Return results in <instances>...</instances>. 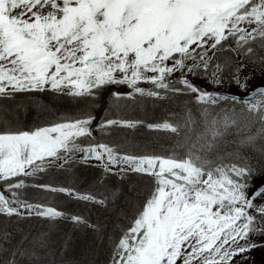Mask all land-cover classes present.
<instances>
[{
    "label": "snow or ice",
    "instance_id": "1",
    "mask_svg": "<svg viewBox=\"0 0 264 264\" xmlns=\"http://www.w3.org/2000/svg\"><path fill=\"white\" fill-rule=\"evenodd\" d=\"M145 98L164 115L127 118ZM78 164L100 171L90 189ZM61 224L91 234L79 256ZM257 249L264 0H0V264H251Z\"/></svg>",
    "mask_w": 264,
    "mask_h": 264
},
{
    "label": "rangeland",
    "instance_id": "2",
    "mask_svg": "<svg viewBox=\"0 0 264 264\" xmlns=\"http://www.w3.org/2000/svg\"><path fill=\"white\" fill-rule=\"evenodd\" d=\"M260 82L257 81V84ZM143 87H149V85L145 84L142 85ZM255 87V85L253 86ZM121 91H127L126 88H121ZM211 90V89H209ZM246 95V94H245ZM22 99V98H20ZM37 99L44 104H48L50 102V98L48 96H38ZM107 100V93H105L104 101ZM102 101V108L106 107L107 104ZM66 107V106H65ZM102 112H98L97 115H101ZM164 115V110L162 107L156 103L154 104L153 101L149 98H145L143 103L137 107H134L131 111L127 113V118H135V119H143L148 122H154L159 120ZM37 116V109L32 107L31 105L27 106L25 110H22L21 119L25 121L26 124H31L34 118ZM44 117H41L43 120ZM156 135H163L150 133L146 129H141L139 132L136 133V142L137 143H147ZM163 143V141H161ZM95 163V162H93ZM74 175L77 179V185L81 190L90 189V187L94 184L96 178L99 176L100 171L96 167H91L88 165L78 164L73 169ZM137 185V188L143 192L145 185L142 181H135V178H131ZM40 183L46 182H63V177L58 176L57 174H52V176L45 177L43 180L38 181ZM113 186H119L123 189L124 195L127 196L129 194L127 182L120 183L115 177H110L108 181ZM259 183V182H258ZM61 207L66 208L69 212L78 213L82 212L83 208L80 205H77L74 202H63L60 204ZM86 215L92 221H104L107 218V214L104 213L102 210H97L95 208L91 209ZM31 224H34L37 228L40 225L36 221H31ZM60 232L61 233H68L72 236V249L69 252V258L79 256V253L92 242L91 234L84 235L80 232H73L72 226L70 224H61L60 225ZM252 261L251 264H264V249H257L251 253ZM98 259L103 264L105 259L104 255H99ZM248 264V262H246Z\"/></svg>",
    "mask_w": 264,
    "mask_h": 264
}]
</instances>
